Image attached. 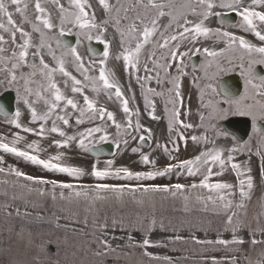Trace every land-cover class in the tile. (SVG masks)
<instances>
[{"label":"snow or ice","instance_id":"6c2138e0","mask_svg":"<svg viewBox=\"0 0 264 264\" xmlns=\"http://www.w3.org/2000/svg\"><path fill=\"white\" fill-rule=\"evenodd\" d=\"M46 2L49 0H0V88L15 89L18 105L11 118L0 107V114L6 117L7 125L18 130L10 134L11 140H8L6 134H0V153L22 158L47 172L64 174L71 180L29 175L12 165L6 170L4 155H0V173L15 177L11 182L4 179L0 184L11 183L19 195L49 197L53 203L57 200L77 205L83 203L86 205L85 211H90L97 202L121 206L131 203L140 208L154 209L157 197L161 201H181L184 211H188L193 203L202 206L205 211L211 205L212 211L223 214V230L232 233L231 239L219 238L218 235L215 240H200L192 236L191 239L196 244L222 245L225 248L231 245L242 246L245 239L240 232L241 229H247L252 237L250 244L253 247L264 245V239L255 238L257 234L264 236V194L258 199L260 211L253 216L256 221V226L253 227L252 222L247 219L248 205L256 188L252 168L247 163L234 162L233 153L248 146L243 145L240 149L226 148L219 146L216 139H210L207 134L190 137L185 135L187 130L199 127L204 128L205 133L212 131L219 137V121L230 116L249 117L253 136L258 135V145H264V126H258V122L264 121V75H259L255 70L257 65H264V28L258 27L256 23L258 21L264 26V11L254 8L255 5L264 4V0H251V4L247 0H96L99 15L92 0H67L66 5L61 0H50L51 9L46 7ZM30 4L32 14H29ZM224 12H232L240 18V23L230 27L250 32L260 43H252L243 35L228 30V27L223 26V21L220 27L208 26L206 21L210 17H221ZM15 15H19V23L14 19ZM25 24L30 26L31 31L25 30ZM73 32L76 40L74 45H70L62 37ZM201 39L222 41L224 47L219 50H212L208 46L197 47ZM93 40L102 45V51L95 53L89 46L87 56L82 55L80 46L85 41L90 44ZM183 45L187 47L181 51ZM226 53L231 55L226 56ZM192 54H202L205 57L201 64L203 78L214 81L225 72L238 69L244 81V91L233 95L227 88L214 86L213 83L200 87L199 80L202 78L193 77L201 102L197 110L199 124L181 119L182 115H191L190 108L182 112L184 99L180 78L189 75L184 70L187 66L185 58L190 61ZM222 57L223 62L220 59ZM110 60L122 61L123 71L136 80L145 106H151V119H158L153 97L164 98L168 131L175 132V138L169 136L174 147L169 150L166 144L157 142L156 149L163 148L170 159H176L175 163H166L163 167L156 168L157 161L151 154L141 151V147L153 136L152 129L141 124L138 109L130 108V101L116 79L114 69L109 68ZM193 67L195 70V66ZM141 71L143 75L140 74ZM153 81L160 87V91L150 86ZM165 82L171 84L166 89L167 95L164 90ZM205 88L210 90L206 102ZM68 91L72 95H68ZM89 91L96 94L97 98L90 97L87 94ZM101 94L109 99L114 95L120 102L126 118L123 125L116 120L112 111L99 104L98 97ZM20 105H23L30 117L27 125L21 122L23 113ZM37 105L42 107L38 108ZM133 115L137 117L135 123ZM86 119L89 123L96 119L102 123L69 133L68 129L84 124ZM49 121L51 127L48 126ZM37 124L38 127L28 126ZM110 126L116 129L114 142L118 150L128 148L130 141L126 137H130L132 142L138 139V146L132 147L131 151L139 153L140 162L151 165L150 170L133 171L126 166L113 167L115 161L107 160L103 168L96 161L91 164L90 171H87L65 162L68 157L59 149H70L75 144L82 152H93V139L99 134L100 141L109 140ZM20 132L38 139L26 141ZM189 138L194 144L211 143L212 147H206L191 158L172 157L171 152H179L178 142H184L187 147ZM42 140H49V147H55L58 151L49 154L47 158H41L39 153L47 151V148L41 147ZM21 142L22 148L18 146ZM257 154L264 158L259 147ZM212 165H217L219 171L214 172ZM229 167L235 174V183L224 180L210 182L211 177L222 176ZM182 172L188 177L201 178L190 184L143 183L172 174L179 176ZM85 176H90L96 182L80 183ZM110 179L126 183L106 182ZM260 179L264 185V167L260 169ZM132 181L135 183H130ZM7 207L8 205H4L5 210ZM15 214L31 216L28 211L21 213L19 208ZM37 219L43 217L37 216ZM84 223L87 225V217ZM118 226L121 230L127 229L128 246L133 252L143 249L142 257L163 259L172 264L170 257L161 258L147 251L150 247L160 246L158 242L149 239V234L156 227L154 216L147 223L139 216L135 221L127 222L113 217L111 225L107 218L103 222L94 219L92 227L94 233H98L96 239L100 246V249L92 253L94 257L115 251L107 236L109 227L115 230ZM160 226L163 229L162 223ZM133 229L142 233L140 241L134 239ZM18 236L25 240L23 231ZM175 239L180 240L182 237L177 236ZM26 245L36 248L32 264H43L40 260L42 246L36 244L30 236L26 239ZM258 255L259 259L255 264H264V248H261ZM137 264H143L142 259ZM213 264H217L215 258ZM231 264H235V257L231 258Z\"/></svg>","mask_w":264,"mask_h":264},{"label":"rangeland","instance_id":"374dc122","mask_svg":"<svg viewBox=\"0 0 264 264\" xmlns=\"http://www.w3.org/2000/svg\"><path fill=\"white\" fill-rule=\"evenodd\" d=\"M247 2L248 4H251V0H247ZM254 8L255 10H264V4L255 5ZM208 21H210V27L215 28L218 26L217 17H210ZM109 38H111V35ZM121 63L122 61H109V68L114 69L117 80H119L120 74H122V71H120L122 66ZM69 70H71V67H69ZM67 94L72 95L70 91H68ZM90 97L97 98L94 93L90 94ZM98 100L99 104L102 103L106 105V108L115 114L118 122L122 125L125 123V121H123L124 115L121 113L122 110L120 104L118 105L115 101L109 98L107 99L102 95L98 97ZM187 110L188 108L185 106L183 111ZM185 119L187 122L199 124L198 116L195 117L192 111L191 115L185 117ZM100 123L102 122H95L94 125ZM50 125L51 121H49L48 126L51 127ZM60 126L63 127L62 124ZM155 127H158V125H155ZM77 129L83 131L85 128L82 124L75 126L72 129H68V131L71 134ZM108 129V131H110L109 139L115 141L116 129L111 126ZM197 134V128L189 129L185 132V135L188 137ZM214 139H216L219 146H224L226 148L236 147L240 149L241 146H243L232 145V143L228 141V138H223L221 136L215 137ZM257 139L259 141L260 137H257ZM189 140L190 142L187 141V147H185L184 142H178L179 152H171V156L179 159H187L199 154V152L206 147H212L211 143L194 144L191 139ZM129 141L130 146L131 139H129ZM92 142H100L99 134L96 135ZM40 143L41 147L47 148L46 152L39 153L40 157L47 158L49 154H55V152L58 151L55 147H49V140H42ZM244 145H247L248 147L244 150H238L233 153V155L234 162L240 164L247 163V165L252 168L251 174L254 178V184L259 187L258 189L260 190L259 194L257 193V188L255 189V192L253 190L252 200L247 209V219L250 220L253 227H255L256 221L253 220V216L260 211L258 207V199L264 194V185H262L260 174L257 173H260L261 167H264V158L260 157L259 154H257L256 158L257 152L252 149L250 142H246ZM129 146L127 149H129ZM259 146L262 150L260 153L263 154L264 145H258V147ZM74 147L75 144H73L70 149H59V151L65 152L67 157H73L76 151ZM173 147L174 145L171 143L168 148L171 150ZM123 148L124 146L121 144V149ZM127 149L121 151L116 148L114 151L115 155L102 159H92L88 157L87 153L80 150L81 161L77 164L88 171L91 164L96 161H99V167L103 168L105 166V161L114 160L115 164L113 167L126 166L133 171H147L148 169L142 168V165L144 164L140 162V154L131 153L127 155L129 153ZM141 151L144 152L143 148H141ZM152 154V158L155 157L156 159H159H157V165L167 161L164 154H160L159 156L158 154L154 155L155 153ZM0 155H4V167L6 170L9 165H12L29 175L41 174L36 165L30 167L25 163H22L20 158H15L13 155L3 153H0ZM226 155L227 153L225 152V156ZM171 160L176 162V159ZM258 160H261L260 164L258 163ZM66 161L74 163L71 159ZM212 168L214 172L219 171L217 165H212ZM44 177L50 179V172L45 171ZM85 177L87 179H81V181L89 180V176ZM9 178H11V181L12 179L15 180L14 176H6L5 174L0 173V181H3L4 179L9 180ZM200 178V176L188 177L182 172L179 176L172 174L171 176L157 177L153 181H144L143 183L168 184L179 182L190 184L193 181L198 182ZM91 179L92 178H90V180ZM69 180H71V178H69ZM217 180L235 183L236 177L229 167L224 171L222 176L211 177L210 182H215ZM106 182L126 183V181H116L111 179ZM130 183H135V181ZM10 186L11 187H9V185L0 184V264H32L36 248H29L26 245V239L29 236L36 244L42 246L43 251L40 254V260L43 261V264H137V261L141 259L143 264H168V261L163 259H149L148 257H142L143 249L133 252L128 246L127 229L121 230L119 226L115 230L111 227L108 229L107 239L115 251H109L106 255L98 258L94 257L92 253L95 250L100 249V246L96 239L98 233H94L92 227L93 220L96 219L98 222H103L105 218H107L109 225H111L113 217L117 220L123 219L127 222L135 221L139 216V218L144 219L147 223L154 216L156 219V227L152 233L149 234V239L153 242H158L160 246L150 247L147 251L161 258L164 256L170 257L172 264H213V258H215L217 264H231L232 257H235V264H249L250 261L252 264H255L259 259L258 254L261 248H264V245H256L253 247L250 244L252 237L248 234L247 229H241L240 232V235L245 239V244L242 246L231 245L229 248H225L222 245L196 244L191 239L192 236H195L200 240H215L218 238V235L219 238L231 239L232 233L223 230V214H217L212 211L211 205H209V210L205 211L202 209V206L193 203L190 205L188 211H184L181 201H173L171 199L161 201L160 198L157 197L154 209L149 207L140 208L131 203L121 206L115 203L97 202L94 208L90 211H85L86 205L83 203L79 205L69 204L60 200L53 203L49 197L40 198L35 194L19 195L13 185ZM4 205H8L6 210ZM17 208H19L21 213L24 211L30 212L31 216H17L15 214ZM7 213H12V215L9 216ZM37 216H42L43 219H37ZM56 217H59L58 221L56 220ZM85 217H87V225L84 223ZM161 223L163 224V229L160 226ZM21 231H23L25 240H21L20 236H18V233ZM132 235L136 241H140L142 238V233L135 231L134 229L132 230ZM177 236L182 237V239H175ZM113 237H115V239H113ZM255 238L257 240H262L264 239V236L257 234ZM49 246H52L54 250L50 251ZM236 248H239L240 250H230ZM124 253H131V255L126 256ZM106 259H112V262L106 263ZM118 259L120 262H117Z\"/></svg>","mask_w":264,"mask_h":264},{"label":"flooded vegetation","instance_id":"af4514ba","mask_svg":"<svg viewBox=\"0 0 264 264\" xmlns=\"http://www.w3.org/2000/svg\"><path fill=\"white\" fill-rule=\"evenodd\" d=\"M46 7H48V8L51 9L50 0H49V2H46ZM32 12H33V9H32V6L30 4L29 14H32ZM14 19H16L18 23L20 22L19 15H15L14 16ZM238 23H240V20L237 22V24ZM258 25H259V27L264 28L259 23H258ZM24 27H25V30L31 31V28H30L29 25L25 24ZM232 32H234L237 35H243L246 39H248L252 43H256V44H259L260 43L258 41V39L253 34H251L250 32H243L239 28H233ZM73 35H75L74 32H73ZM18 42H19V34H18ZM204 43H205V40L201 39L200 42L196 46L197 47L208 46L207 44H204ZM217 43L218 44L216 46V50H219L220 48H223L224 47V44H223L222 41L217 42ZM186 47H187V45H183L180 48V50L181 51H184V50H186ZM228 55H231V54L230 53H226V56H228ZM204 59H205V57L202 54H192L190 61L188 60L187 57L185 58V64L187 66L185 67L184 70L189 75L188 76H183V77L180 78L181 92H182L183 98L184 97L192 96L194 98L199 99V89L197 88L196 83L193 81V77L202 78V79L199 80L200 87H204L208 83H213L214 86H217V85H219L218 83L221 80H226L227 79L228 80L227 89L228 90H230V89L233 90V92L235 93V95H239L240 93H242L244 91V81H243V78L241 77L240 72H239L238 69L225 72L224 74H222L221 76H219L214 81H210V80H208L206 78H203L204 77V72L201 70V64L204 62ZM220 59H221L222 62L224 61V58L223 57L220 58ZM193 66H195V70H194V67ZM214 68H215V66H213L212 71H214ZM255 70H256V72L259 75H264V65H257ZM212 71L209 72V75L212 74ZM140 74L143 75V72L141 71ZM150 86L153 87V88H156L157 91H160L161 90L160 87L157 86L154 81L151 83ZM170 87H171V84L165 82V84H164V90H165V94L166 95H167L166 89H168ZM138 88H139V94L142 97V95H141V89H140V87H138ZM9 89L12 90V92H13L12 94H14V112H15V110H16V108L18 106L17 105V100H16V92H15V89H11V88H9ZM5 90H7V89L0 88V94L2 92H4ZM209 91H210L209 89L205 88V93H206V95H205V102L208 99L207 93ZM153 99L155 100V112L156 113L165 112V100H164V98H161V97H153ZM141 104H142L143 110H145V111H148L151 108V106H148V107L145 106V102L143 100V97H142V100H141ZM169 107H171V105H169ZM20 108H21V111L23 113V115L21 117V122L23 124H26L27 125L30 117H29L26 109H24L23 105H20ZM10 118H11V116H10ZM249 119L251 121V118H249ZM261 122H264V121H261ZM28 126L38 127V124L37 125H28ZM0 130H2V131H10V126L7 125L6 118L0 117ZM12 130L15 131V132L18 131L17 129H15L13 127H12ZM249 134H252V128H251Z\"/></svg>","mask_w":264,"mask_h":264},{"label":"water","instance_id":"95a60500","mask_svg":"<svg viewBox=\"0 0 264 264\" xmlns=\"http://www.w3.org/2000/svg\"><path fill=\"white\" fill-rule=\"evenodd\" d=\"M97 50H100V47H98ZM111 148H112L111 144H104V145H101V146H99V147H96V148L93 150L92 154H93V155H99V154H101L102 152L109 153V152H110L109 150H111Z\"/></svg>","mask_w":264,"mask_h":264}]
</instances>
